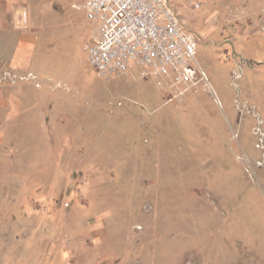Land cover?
Wrapping results in <instances>:
<instances>
[{
	"label": "rangeland",
	"instance_id": "obj_1",
	"mask_svg": "<svg viewBox=\"0 0 264 264\" xmlns=\"http://www.w3.org/2000/svg\"><path fill=\"white\" fill-rule=\"evenodd\" d=\"M18 2L0 264H264V0H166L214 91L182 102L138 65L96 76L87 0Z\"/></svg>",
	"mask_w": 264,
	"mask_h": 264
},
{
	"label": "built area",
	"instance_id": "obj_2",
	"mask_svg": "<svg viewBox=\"0 0 264 264\" xmlns=\"http://www.w3.org/2000/svg\"><path fill=\"white\" fill-rule=\"evenodd\" d=\"M84 13L98 34L88 49L97 77H127L138 65L167 99L177 102L200 82L210 88L196 44L166 0H87Z\"/></svg>",
	"mask_w": 264,
	"mask_h": 264
},
{
	"label": "crops",
	"instance_id": "obj_3",
	"mask_svg": "<svg viewBox=\"0 0 264 264\" xmlns=\"http://www.w3.org/2000/svg\"><path fill=\"white\" fill-rule=\"evenodd\" d=\"M18 3L0 0V62H10L12 66L26 65L30 49L28 38L21 37L23 11Z\"/></svg>",
	"mask_w": 264,
	"mask_h": 264
},
{
	"label": "bare ground",
	"instance_id": "obj_4",
	"mask_svg": "<svg viewBox=\"0 0 264 264\" xmlns=\"http://www.w3.org/2000/svg\"><path fill=\"white\" fill-rule=\"evenodd\" d=\"M211 89V91H212V94H214V91H213V89L212 88H210Z\"/></svg>",
	"mask_w": 264,
	"mask_h": 264
}]
</instances>
